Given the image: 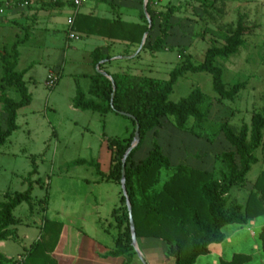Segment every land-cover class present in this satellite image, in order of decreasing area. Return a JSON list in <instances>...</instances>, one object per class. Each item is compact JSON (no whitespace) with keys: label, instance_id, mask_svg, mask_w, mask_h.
I'll return each mask as SVG.
<instances>
[{"label":"rangeland","instance_id":"374dc122","mask_svg":"<svg viewBox=\"0 0 264 264\" xmlns=\"http://www.w3.org/2000/svg\"><path fill=\"white\" fill-rule=\"evenodd\" d=\"M94 1L88 0L89 3ZM183 1L188 16L186 20L189 22L182 29L186 38L176 42L177 49L161 51L160 56L166 58V65L160 67L159 73L148 76L167 79L169 72L183 60L177 51L183 47L186 49L185 56H190L194 65L202 63L206 50L211 46L210 40L214 38L211 30H233L241 19L251 29V33L245 36V42L236 54L225 60H217L215 64L222 71L224 83L231 85L245 82L246 86L234 101H223L214 94L210 75L185 74L174 85L169 100L177 102L193 88H198L206 96V102L201 107L207 113L206 121L195 130L194 135H190L178 131L170 118H162L161 126L146 134L132 160L137 163L145 158L155 141L172 166L186 165L212 172L218 178L219 172L224 170L219 155L230 149L218 133L219 125L227 121L237 131L243 124L249 125L251 115L264 106V0H215L207 14L202 13L197 0ZM48 4L42 10L35 9L31 15L29 13L34 10L30 4L23 8L11 6L0 14V51L15 41L23 40L26 35V40L17 48L19 57L16 71L28 70L24 82L31 97L30 104L17 112L16 130L0 148V203L5 201L6 194L24 192L28 185L27 174L33 168L36 170L30 178L33 199L31 211L27 204L22 203L12 212L14 218L29 225L17 226L18 241L0 242V250L3 249L4 253L16 260L17 255L23 256L30 240L43 235L39 229L43 215L54 219L59 213L60 219H73L76 227L86 231L89 229L92 217L84 215L83 196L100 194L105 197L112 190L119 191L117 185H103L98 189L92 187L90 182L103 177L109 170V142L126 137L132 126L127 118L114 113L99 115L73 110L72 99L77 90L86 99L91 98L88 95L89 75H94V69L89 65V55L98 47V37H86L72 31L76 39H68L66 21L70 7ZM12 9H17V16L10 13ZM141 10V19L147 20L143 8ZM23 11L27 17L22 16ZM164 12L165 9L159 7L153 12L151 40L159 34L162 23L159 14ZM220 44L216 40V45ZM49 72L59 75L53 87L45 85ZM5 94L14 101L19 100L18 94L11 89L6 90ZM3 119L0 113L2 127ZM192 125L189 121L187 128ZM262 135L263 145L254 152L257 162L251 165L245 186H233L230 189L227 205H244L256 177L264 171V129ZM164 178L165 173L162 172L161 180ZM45 197L48 210L42 214L37 201ZM102 217H106L107 232L114 235L112 219ZM258 222L263 223L259 230L256 229ZM248 227H255L254 232ZM222 231L228 238L226 242L209 246L215 255L200 256L194 264H221L236 253L250 256L245 264H264L262 217L249 219L243 226L227 225ZM217 250H221L222 254L219 255Z\"/></svg>","mask_w":264,"mask_h":264},{"label":"trees","instance_id":"16d2710c","mask_svg":"<svg viewBox=\"0 0 264 264\" xmlns=\"http://www.w3.org/2000/svg\"><path fill=\"white\" fill-rule=\"evenodd\" d=\"M203 14L213 8L215 0H197ZM59 5L61 2H51ZM151 0L145 5L146 16L150 20L148 29L147 20L142 25H128L125 34L118 36L123 26L120 22L109 23L111 38H119L129 44L139 45L145 32H148L141 51L150 53L163 50L171 27L169 19L172 10L159 14L161 28L159 35L150 39V32L154 26V17L150 10ZM88 20V19H83ZM88 30H82L85 35H98V19H89ZM85 21L76 19L73 29L81 32ZM83 29V28H82ZM205 31V30H204ZM213 39L211 46L206 50L202 63L194 65L190 56H185V48L179 49L182 61L175 66L165 80L150 78L130 72L108 73L105 66L111 57L94 49L90 53L94 75L89 76L90 85L86 99L81 91L77 90L72 99V107L78 111H90L105 115L121 113L129 115L131 130L126 139L111 140L110 168L103 176L117 186L120 183L121 160L129 148L135 125H138L139 143L132 150L125 162L124 176L126 195L131 208V218L134 226L136 240L141 238L156 239L165 246V257L173 260V264H194L200 256L209 253V246L221 244L225 240L222 229L227 225H246L249 219L264 218V171L255 179L244 205L230 204L228 194L230 189L244 187L245 178L251 165L257 162L254 152L263 145L262 130L264 129V106L250 117L249 125L243 124L234 131L227 121H223L218 128L230 149L219 155L224 170L216 178L212 172L198 170L186 165L172 166L163 154L161 147L154 141L147 155L134 163L133 154L139 149L146 134L161 126V119L170 118L175 128L183 133L195 134V130L207 119V113L201 109L206 102V96L198 89L193 88L189 94L177 102L169 100V96L178 79L187 73H206L211 76L212 90L219 100L234 101L238 93L245 88V82L228 85L222 80V71L215 64L217 60H225L237 53L244 44L245 36L251 33L241 19L233 30H211ZM202 38V35L200 36ZM26 40L15 41L9 47L0 51V113L4 116L1 126L0 120V148L7 142L13 131L16 130L17 112L27 107L31 97L25 87L24 76L27 69L16 71L18 61V46ZM216 40L221 42L216 45ZM102 62V63H101ZM108 75L113 84L106 77L95 71ZM13 90L18 94L19 100L14 101L6 96V90ZM191 121L192 126L187 128ZM76 163H80L77 161ZM33 168L28 174L27 189L22 193L4 195L5 201L0 203V242L14 240L15 231L10 227L20 225L22 222L13 217V210L25 203L32 209V182L30 178L35 174ZM162 172L165 178L161 180ZM42 199L41 203H45ZM117 233L114 237V250L112 257H122V264H130L135 257L131 246L128 223V212L124 198L120 192L119 205L111 212ZM56 222L43 218V235L47 239L33 242L25 251L20 260H9L0 254V264H53L47 253L53 249L58 236ZM58 228V227H57ZM262 239V236L260 235ZM264 254V241L262 240ZM250 259L247 254L236 253L231 259L221 264H245Z\"/></svg>","mask_w":264,"mask_h":264},{"label":"crops","instance_id":"0c3cea01","mask_svg":"<svg viewBox=\"0 0 264 264\" xmlns=\"http://www.w3.org/2000/svg\"><path fill=\"white\" fill-rule=\"evenodd\" d=\"M185 1H189V0H185ZM48 3H49L48 0H39L38 2L36 1L35 3L30 4L32 5L31 9L34 11H31L29 14L31 15L32 13H34L35 9L42 10L48 7L49 5ZM143 3L144 0H95L92 3H89L87 0V2L77 10H74L71 3L69 2L66 3L61 2V4L56 5L55 7H64L66 5L70 7V12L68 14V17L72 15L74 16L73 24L71 28L67 30L68 39H70L69 34H71L72 31L75 33L83 34L82 30H88L90 27L89 23H91L89 19H98V35L97 34L94 35L83 34V35H85L86 37L89 36L98 37V47H96L95 49H98L102 54H107L111 57L110 62L105 66V71H107L108 73L127 71L132 74L150 77L148 76V74L159 73L161 71L160 67H162V65L164 66L166 65V58L163 57L161 58L160 56L161 51L177 49L175 47L176 45H178L176 42L180 40H184L186 38V34L182 29L186 25H188L189 22L186 20L188 16L185 14L184 11L185 3L183 0H151L150 10L152 15L153 12L157 9V7H159L160 9L164 8L165 11L172 10L173 12L169 19V23L171 27L168 30V36L165 41L166 47L163 50L154 53H150L148 51H141V49L139 48L142 42V38L139 45L129 44L128 42L121 40L119 38L116 39L111 38L110 37L111 30L109 28L110 27L109 24L103 23L101 21H106L109 23L120 22L123 26L120 27V30L118 32L116 33L114 32V34L121 36L122 34H125V29L128 25L143 24L144 20H142L140 16L142 11L141 8H143ZM16 10L17 9H12L10 13L12 15H16ZM21 14L23 17H27L24 11L21 12ZM21 14H18V16ZM78 18L79 21H85V26L81 27V32H77L73 29L74 23L76 22V19L78 20ZM83 19H88V20L86 21ZM158 35H156L155 38ZM169 41L172 42L168 43ZM89 65L93 68L90 55H89ZM48 74H53V73L49 72ZM58 76L56 75L57 81H58ZM45 85H46V80H45ZM73 110L78 111L74 108ZM128 135L122 139H126ZM122 139H118V140H122ZM112 140H117V139H112ZM109 168H110V163H109ZM108 172L104 174V176L107 175ZM81 180L87 182L85 179H81ZM90 183L92 187H97L98 189L101 188L103 185L105 187H109V185H116L110 181H106L103 177H99L98 179H95ZM90 183L87 184L90 185ZM120 192L121 191L119 187L118 192H116L115 190L113 192L112 190V193H110L105 197H103L100 194H93V195L88 194L83 196V201H85L84 215L88 217L89 216L92 217V220H90V227L87 231L83 230L82 228L76 227L73 219H69L68 221H64L63 219H60L58 217L59 213H56V217L54 219H48L46 215H43L42 219L39 221L40 232L42 231L43 228L44 217L50 222H56L58 224L57 226L58 228L56 227V229L58 230L57 241L53 249L47 253L48 257L53 262V264H122L123 262L122 257L110 256V253L114 250V237L117 233L115 224L113 222V228L115 233L114 235H111L107 232L106 229V223H107L106 217L105 218L102 217V216H107L112 219L111 212L114 208H116L119 205ZM42 199H39L37 202L39 205H41L39 211L42 214H44V212L48 210V200L45 197L46 202L41 203ZM80 220L83 221V219ZM258 223L259 225H257L256 227L257 230H259L263 225V223L261 222ZM20 225L28 226L29 224L21 223ZM109 225L110 223L108 224V226ZM17 226L10 227V229L15 231L16 234L15 239L7 240V241L14 242L19 240V235L17 234ZM254 228L255 227H248V230L253 231ZM251 231L250 234L252 237H254V234H252L254 231L252 233ZM42 238H45L46 240L47 236L39 235V237L30 240L28 242V245L24 248V250L26 251L33 242L41 240ZM227 239L228 238L225 236V240L223 242H226ZM136 242H137V249L140 252L146 264H173L172 259L165 257V246L161 241L156 239L141 238L136 240ZM4 252L5 251L3 249L2 251L0 250V254L3 255L5 258L9 260H16V259H12L10 255L8 256V254ZM221 252H222L221 250H217V253L219 255L222 254ZM214 255L215 252L209 250V253L206 256H214ZM18 256L19 255H17L18 258L17 260H20L22 256L21 257ZM130 264H141L139 259L136 257V254L135 257L132 258Z\"/></svg>","mask_w":264,"mask_h":264},{"label":"water","instance_id":"95a60500","mask_svg":"<svg viewBox=\"0 0 264 264\" xmlns=\"http://www.w3.org/2000/svg\"><path fill=\"white\" fill-rule=\"evenodd\" d=\"M148 0H144L143 3V12L146 15V11H145V5L147 3ZM147 23H148V29L150 28V20L147 17ZM148 35V32H145L143 34L142 37V42L140 44V48L143 46L145 39ZM102 63V62H101ZM96 71L97 73H99L100 75L106 77L108 80H110L111 84H112V90L114 91V84L111 80V78L106 75L104 72L98 70V66H96ZM121 116L125 117V118H130L131 117L129 115L120 114ZM139 143V132H138V125H135V130H134V134H133V138H132V142L129 146V148L127 149V151L125 152L122 160H121V171H120V183H119V187H120V191H121V195L124 198V203L128 212V223H129V231H130V240H131V246L133 248V250L135 251L136 257L139 259V261L141 262V264H146V262L143 260L140 252L137 249V242H136V237H135V232H134V226H133V222H132V218H131V208H130V204L126 195V189H125V176H124V167H125V162L126 159L128 158V156L130 155V153L132 152V150L138 145Z\"/></svg>","mask_w":264,"mask_h":264},{"label":"built area","instance_id":"2783aa9c","mask_svg":"<svg viewBox=\"0 0 264 264\" xmlns=\"http://www.w3.org/2000/svg\"><path fill=\"white\" fill-rule=\"evenodd\" d=\"M36 0H0V14L4 13V9L10 8L11 6H17L20 8H23L24 6H27L29 4H32ZM51 2H69L71 3L74 10H77L80 8L83 4L87 2V0H48ZM74 21V16H70L67 18V25L69 28H71ZM70 39H76V37L73 34H69ZM57 81V77L55 74H49L46 78V86L47 87H53Z\"/></svg>","mask_w":264,"mask_h":264}]
</instances>
